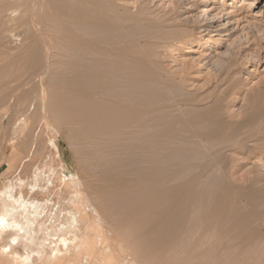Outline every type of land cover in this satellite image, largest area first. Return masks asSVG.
<instances>
[{
	"label": "bare ground",
	"instance_id": "bare-ground-1",
	"mask_svg": "<svg viewBox=\"0 0 264 264\" xmlns=\"http://www.w3.org/2000/svg\"><path fill=\"white\" fill-rule=\"evenodd\" d=\"M0 1L18 3L11 17L27 5L21 25L42 44L43 139L38 152L34 136L25 155L0 153V264H264V85L227 60L196 87L194 65L168 60L197 35L230 41L232 28L189 25L148 0ZM56 123L84 146L82 173L65 170ZM239 153L251 164L242 184L229 178Z\"/></svg>",
	"mask_w": 264,
	"mask_h": 264
},
{
	"label": "rangeland",
	"instance_id": "rangeland-1",
	"mask_svg": "<svg viewBox=\"0 0 264 264\" xmlns=\"http://www.w3.org/2000/svg\"><path fill=\"white\" fill-rule=\"evenodd\" d=\"M148 1L151 4L157 5V8L161 12L176 9L179 20L183 23L197 25L208 20H213L216 21L215 25L219 24L221 26V31L226 30V28L228 30L232 28L234 31L235 37L233 36L230 41H224V43L222 39L216 40L217 42L213 43L212 37L197 35L195 39L196 43L181 46L182 49L179 51L176 48L169 50L170 53L167 56L170 62L173 61L171 63L173 68H179L182 62L195 66L198 73L195 74L196 81L193 85L196 87L203 86V79L212 73L215 68L219 67L220 64H226L227 60L230 63H235L237 67L243 68L241 70V77L248 80L247 82L250 85H264V0H254L257 4L253 5L248 11H245L248 14L247 16H244V12L239 13L238 11L242 0H214L213 2L211 0ZM22 3L19 4L21 6L26 5ZM17 4L15 5V2L7 4L4 1H0V153L6 152V158L9 157L12 151L11 147H15L17 150L20 149L21 153L16 151L17 155L19 154L18 157H21L20 155L23 156V153L25 155L30 137L40 136L41 138L37 137V140H34L35 150L31 149L30 153L33 150H37L36 152L40 151L41 145H43L42 136L38 134V132L40 133L39 130H41L42 124L38 123L39 112H37L39 111V78H37L39 75L37 76V74L42 69L41 60H39L42 44L39 43V38L36 37L37 33H32L36 31L33 30L31 25L26 23L23 26L25 23V12L22 10L24 6L18 11L20 15L17 12H15L17 15L13 17L7 15L9 13L5 11L7 7L15 6L14 8H16L19 6ZM22 23L23 25H21ZM222 26L226 27L222 29ZM11 29L14 30V37L9 34ZM61 55L62 53L58 51L55 58L59 59ZM235 97L236 101L231 110L239 112L244 99L242 95H236ZM17 116L31 119L29 120V127L27 126L26 131L22 132L20 136L19 134L16 136L17 134L13 133V126H15L13 124ZM56 125L59 127L60 138L58 142H60L61 157L64 159L66 166L65 170L80 173L85 168V161L87 160L84 146L81 143L77 144L79 142L68 135L67 125L65 127L59 123H56ZM11 138H13V141ZM10 141L12 142L9 144ZM41 141L42 143H39ZM237 156L241 163H245L246 165L244 164L245 166L243 165L241 169L238 168L240 170L237 177L229 178L237 184H242L244 179L249 177L239 176L248 172L251 164L244 157V153H239ZM18 157L16 156L15 164L18 163ZM29 160H26L27 162L25 163L27 164ZM253 160L256 161V159ZM262 161L264 162V159ZM6 168V162H2L0 164V186L4 182V175L8 173L3 172L6 171Z\"/></svg>",
	"mask_w": 264,
	"mask_h": 264
}]
</instances>
